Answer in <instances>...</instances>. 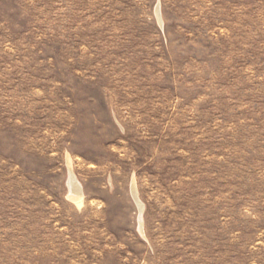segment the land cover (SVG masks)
<instances>
[{"label":"rangeland","instance_id":"374dc122","mask_svg":"<svg viewBox=\"0 0 264 264\" xmlns=\"http://www.w3.org/2000/svg\"><path fill=\"white\" fill-rule=\"evenodd\" d=\"M0 264H264V0H0Z\"/></svg>","mask_w":264,"mask_h":264},{"label":"bare ground","instance_id":"6f19581e","mask_svg":"<svg viewBox=\"0 0 264 264\" xmlns=\"http://www.w3.org/2000/svg\"><path fill=\"white\" fill-rule=\"evenodd\" d=\"M156 16L158 18L159 24L161 25V20H160V16L158 14V11L156 9ZM67 166H68V186H69V198L78 206L81 205L82 202V195H81V189L80 186L78 185L79 183L76 182L74 176L72 175L71 172V164H70V159L69 157H67ZM135 181L134 179H132L131 181V193L132 196L136 202V204L138 205V207L140 208V210H142V204L139 202L137 196H136V191H135ZM139 223L141 224V219H139ZM141 226V225H140Z\"/></svg>","mask_w":264,"mask_h":264}]
</instances>
